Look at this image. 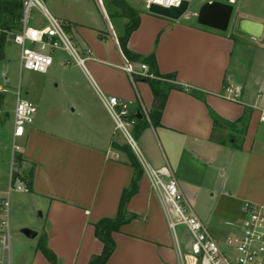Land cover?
Returning <instances> with one entry per match:
<instances>
[{
  "label": "crops",
  "instance_id": "0c3cea01",
  "mask_svg": "<svg viewBox=\"0 0 264 264\" xmlns=\"http://www.w3.org/2000/svg\"><path fill=\"white\" fill-rule=\"evenodd\" d=\"M44 1L79 52L85 57L86 51H91L86 69L101 90L130 103V114L136 119L132 130L147 163L171 171L190 209L219 245L226 247L227 238L241 232L245 203L264 205L263 79L251 76L246 60V52L254 47L264 52V45L258 43L264 41V20L235 11L234 5L242 0H231L232 18L238 20L235 29L226 32L197 23L199 8L212 0L199 1L193 21L186 15L173 21L149 13L145 7H134L140 24L129 38L128 49L142 57L154 54L157 76L172 75L174 84L185 88L170 90L160 122L153 125L150 114L156 108L155 97L140 75L145 63L128 61L119 45L118 36L127 21L111 20L102 0ZM36 14L40 17L36 24L43 25L41 14ZM242 21L253 24L248 28L252 33L239 28ZM56 53L63 55L56 60L63 67L61 94L47 92L44 86L33 91L29 78L46 82L48 73L21 67L20 76L26 71V83L20 80L17 88L10 90L3 47L0 135L6 139L8 155L0 158V187L8 183L7 169L10 173L14 161V174L20 177L15 183L28 192L21 208L26 213L40 211L41 228L36 237L41 232L40 239L46 240L57 264H87L103 249L94 224L116 216L134 170L120 150L125 143L115 132L88 75L61 50L51 53L53 64ZM126 65L133 73L125 71ZM227 86L240 89L239 102L222 97ZM253 87L258 88L256 100L248 94ZM17 91L35 105L36 112L23 135L14 138ZM7 122L11 124L8 131ZM11 140L13 146L9 147ZM16 141L20 147L16 145L14 151ZM127 210L137 219L113 233L115 250L107 264H177L173 235L159 196L145 174ZM32 239L18 237L7 264H51L38 246L31 244ZM4 255L3 251V264Z\"/></svg>",
  "mask_w": 264,
  "mask_h": 264
},
{
  "label": "built area",
  "instance_id": "2783aa9c",
  "mask_svg": "<svg viewBox=\"0 0 264 264\" xmlns=\"http://www.w3.org/2000/svg\"><path fill=\"white\" fill-rule=\"evenodd\" d=\"M20 1L23 6L20 30L18 32L1 30V32L20 47L21 70L47 74L53 65L51 53L61 50L68 53L74 63L88 75L90 84L115 125V132L122 134L126 144L138 159L151 189L159 196L168 228L175 241L177 264H264V205L245 203L241 232L227 238L225 250L222 249L218 241L190 209L171 171L168 168L154 169L144 159L128 130V128L132 129L136 123V119L130 114V103L105 94L87 72L86 61L90 59L91 51H86L85 57L79 52L63 23L49 11L43 0ZM183 1L145 0V8L148 10L152 4L165 8L179 7ZM33 10L41 14L43 25L30 26ZM147 68L146 64H142L140 75L152 78L153 76L147 73ZM124 69L128 73H133L129 65H126ZM222 97L231 102H239L240 89L227 86ZM35 112V105L22 98L20 91H17L14 109V138L21 137L26 127L33 123ZM261 121H264V114L261 116ZM14 150H18L16 144ZM15 166L13 161L10 169L11 182ZM12 190L21 191L23 187L13 183L9 185L8 195ZM1 205L3 210L5 209L3 207H8L9 202L3 200ZM178 226L186 228L190 236L189 250H183L178 242L175 232ZM7 250H9V245L4 244L3 251Z\"/></svg>",
  "mask_w": 264,
  "mask_h": 264
},
{
  "label": "rangeland",
  "instance_id": "374dc122",
  "mask_svg": "<svg viewBox=\"0 0 264 264\" xmlns=\"http://www.w3.org/2000/svg\"><path fill=\"white\" fill-rule=\"evenodd\" d=\"M133 7L136 8H144L145 7V0H129ZM200 0H193L190 4L188 12L185 14L187 19L194 20L193 14H196L198 11V3ZM45 6L46 3L43 0ZM235 11H238L245 15L248 18H262L264 20V0H242L239 1L238 4L234 5ZM36 14V11L33 10L31 13V21L30 26H36L35 24L39 22V15ZM43 20V19H41ZM236 18H232L230 21L228 29L232 31L235 29L237 25ZM121 21V20H120ZM6 42L4 46V53L6 57V62L9 64L8 72H9V86L10 90H13L14 88H17L20 80L23 82V84L26 83V71L23 72L22 76H20V47L15 45L10 39ZM258 43H261L260 45H264V41H258ZM246 55V60L249 61L248 65L250 66V73L251 76L262 77L263 81L261 84V88L264 89V52L263 50H259L258 48L254 47L253 50H248ZM63 55H60L59 53L54 54V64L51 68V70L47 74L46 82H42L37 77L29 78V82L32 85V90L37 91L41 90L42 86H44V90L47 92H53V93H62L63 91V67L56 63L57 59L62 58ZM247 61V62H248ZM25 88V86H24ZM23 88V90H24ZM257 87H253L248 94L253 96V100H256V94H257ZM22 98H24V93L22 95ZM61 99H63L60 96ZM11 127L10 123L5 124V129L8 131ZM129 132L133 136V138L136 141L137 147L140 150L141 154L143 155L144 159L145 155L143 151L141 150V147L139 145V142L137 141L136 137L134 136L133 130L131 128H128ZM118 133V132H117ZM119 135L122 137V141L124 143L125 139L123 138L122 134L119 132ZM4 136L0 135V158L1 157H7L8 150L5 149V143ZM9 147L13 146L12 140L9 142ZM16 145L20 147V142L16 141ZM11 150V149H10ZM21 150V149H20ZM15 151V150H14ZM10 154V151H9ZM3 155V156H2ZM18 155V154H17ZM3 159V158H2ZM1 159V161H3ZM6 179L7 182L5 185L1 184L0 187V207H2L1 202L2 200L8 201L9 205L8 207H3L2 211L0 210V220L2 219L3 223L0 224V256L2 254V247L4 244L9 245V252L8 250L5 252V264H7V258L8 255L14 252V249L18 245L17 238L23 237L22 230L23 229H29L34 232H39L41 228V221L42 218L40 216V211H24L23 205L25 204V198L28 197V192L25 190H22L20 192L12 190L10 194L8 195V189H9V179H10V173L7 169ZM3 177V175H1ZM0 177V178H1ZM3 198V199H2ZM2 199V200H1ZM27 224V225H25ZM176 236L178 239V242L183 250H189L190 249V236L186 230V228L182 226H178L175 230ZM41 232L39 233L38 237L33 238L31 242L32 245L38 246L39 242L41 241ZM23 235V236H22ZM26 237V236H25ZM222 249L225 250V247L221 245ZM9 253V254H8Z\"/></svg>",
  "mask_w": 264,
  "mask_h": 264
},
{
  "label": "trees",
  "instance_id": "16d2710c",
  "mask_svg": "<svg viewBox=\"0 0 264 264\" xmlns=\"http://www.w3.org/2000/svg\"><path fill=\"white\" fill-rule=\"evenodd\" d=\"M102 1L111 20L124 19L127 21L123 26L122 34L118 36L119 45L125 58L130 62L145 63L148 67L147 73L153 76L152 78L143 76L141 77L149 83L155 97L156 108L150 114V119L153 125H158L160 122L161 111L164 107L167 95L170 90H185V88L175 85L172 75L157 76V67L154 54H151L148 57H142L128 49L129 38L131 34L137 30L140 24V15L138 10H136L126 0ZM22 10L23 6L20 0H0V30L18 32L21 28L20 19L22 17ZM6 37L7 35L1 32L0 58H2L3 55V47ZM120 150L127 154L130 165L134 170V176L129 187L124 189L122 192L116 216L113 218H103L94 224L95 236L102 243L103 249L99 255L92 256L87 264H107L115 250L113 233L119 232L122 226L130 223L134 219H137L135 214L130 213L127 210V204L129 200L138 192L139 182L144 175V172L135 154L126 143L120 148ZM15 157L17 162L20 163L21 157L19 155ZM16 178H20L17 173L13 175V183H15ZM23 180L27 181L26 178H23ZM38 250L41 251L43 256L51 264H57L56 256L47 247L45 239H42L39 242Z\"/></svg>",
  "mask_w": 264,
  "mask_h": 264
},
{
  "label": "water",
  "instance_id": "95a60500",
  "mask_svg": "<svg viewBox=\"0 0 264 264\" xmlns=\"http://www.w3.org/2000/svg\"><path fill=\"white\" fill-rule=\"evenodd\" d=\"M192 1L193 0H184L179 7L170 8L152 4L150 5L148 12L173 21H178L188 12ZM232 14L233 3L231 0H212L201 5L198 13L196 14V19L197 23L201 26L219 32H226L228 30ZM252 26L253 24L247 21H242L239 24V28L247 32L249 31L248 28ZM251 30L249 32L252 33ZM22 233L27 238H34L37 236L36 232L29 229H23Z\"/></svg>",
  "mask_w": 264,
  "mask_h": 264
}]
</instances>
